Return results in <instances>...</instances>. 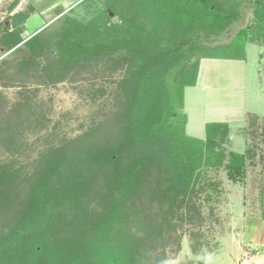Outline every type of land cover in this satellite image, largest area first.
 <instances>
[{
	"label": "trees",
	"instance_id": "obj_1",
	"mask_svg": "<svg viewBox=\"0 0 264 264\" xmlns=\"http://www.w3.org/2000/svg\"><path fill=\"white\" fill-rule=\"evenodd\" d=\"M17 3L15 0L10 9ZM243 3L244 0H104V10L87 22L64 14L57 28L45 27L23 43L36 55L33 57L46 58L42 66L35 61L28 63L30 69L25 77H44L50 83L63 81L69 73L120 51L145 57L137 72L138 80L125 82L130 92L124 113L49 149L28 174L21 168L11 169L9 163L0 166V231H4L3 227L12 229L16 223L18 226L0 247V259L3 251L25 244V264H58L44 247L52 249L55 244L64 248L70 245L77 253L66 264H154L157 261L151 252L157 240H162L159 235L164 223L155 216L160 195L162 203L167 204L165 214L171 215L175 207L195 193L205 170L225 167L233 180L244 176L251 150L226 154L222 145L228 136L227 125H206L205 140L185 135L183 95L186 87L195 86L201 59L243 61L247 41L264 46V0L255 2L253 25L241 29L228 45L208 48L193 44L187 53L181 51L200 35L220 36L239 20ZM108 13L116 15L121 24L108 27ZM22 41L19 38L17 44ZM220 49L226 54L215 52ZM46 50L48 54L43 56ZM195 55L194 62L189 63ZM7 66L6 61L0 64L1 83L3 74L11 71ZM175 66L179 68L168 85L167 74ZM29 101L11 109L9 116L0 121V131H10L12 125H16L18 133L24 127L41 129L43 117L33 111L26 113ZM257 118L247 114L246 126L252 127ZM213 128L217 129L215 133ZM121 140L129 146L124 154H117L113 150ZM77 164L85 169L99 165L106 176L101 180L104 192L112 195L100 194L99 201L106 204V210L94 224H84V204L78 206L75 218L70 216L71 206L79 199L76 192L63 191L64 185L58 180L75 176ZM17 194L22 198L18 202ZM54 194L62 198L58 203L53 201ZM63 213L65 226H58ZM71 223H75V229L69 230ZM56 226L61 228L56 230ZM50 230H55L53 240L43 239ZM200 246L194 240L192 252L197 253ZM207 256L198 263L203 264ZM10 264L19 263L11 260Z\"/></svg>",
	"mask_w": 264,
	"mask_h": 264
},
{
	"label": "rangeland",
	"instance_id": "obj_2",
	"mask_svg": "<svg viewBox=\"0 0 264 264\" xmlns=\"http://www.w3.org/2000/svg\"><path fill=\"white\" fill-rule=\"evenodd\" d=\"M14 1L0 0V42H4V46H0V64L6 61L7 68L11 69L10 72L3 74L2 83L0 80V121L9 116L11 109L21 107L27 100H30L28 102L30 107L26 113L33 111L42 116L44 121L41 129L24 127L18 133L16 125H12L13 129L10 131H0V166L9 163L11 169L21 168L28 174L35 161L49 149L59 147L62 142L85 134L124 113L130 92L125 82L138 80L137 72L141 71L142 59L145 56L139 57L128 51H120L100 62L90 63L79 71L69 73L58 83H50L44 77L36 80L27 78L25 75L30 69L28 63L36 62L42 66L41 62L46 59L45 57L41 59L40 56L33 57L35 54L23 45L35 32L29 31L37 27L57 28L64 14L85 23L104 10L102 4L104 0L84 2L80 0L77 5L69 7L70 9H64L62 6V1L68 4L70 0H18L15 8L11 10ZM255 2L256 0H244L239 20L231 24L220 36L200 35L192 39L181 51L187 53L186 50L193 44L208 48L228 45L241 29L253 25ZM108 15V27L121 24L116 15L112 13ZM28 18L33 20L25 27ZM19 38L24 41L17 44ZM244 51L246 59L235 70L234 76L241 77L243 73L246 110L256 113L261 118L255 119L252 127H247L243 122L231 124L230 134L228 133L222 146L226 154L229 151L245 153L247 149L251 150L246 172L244 176H238L233 180L225 167L205 170L195 193L179 204V207H175L171 215L165 214L167 204L162 203L160 195L156 200L158 212L155 216L158 215L159 223H164L160 228L162 233L159 235L162 240H157V247L151 252V256L157 261L154 264H199L198 261L205 254H208L207 260L217 251L221 252L219 257L213 256L206 264H230L229 259L236 251L238 240L233 236L235 244H228V237L241 232L251 222L264 221V46L247 41ZM215 52L221 54L226 51L220 49ZM47 54L46 50L43 56ZM196 57L197 55L192 56L189 63L194 62ZM177 68L179 67L175 66L167 74L168 85L172 83ZM192 95L194 94L187 93L186 89L185 109L195 126L201 127L206 115L204 103L198 100L194 102ZM216 130L213 128L212 132L215 133ZM184 132L188 137L195 138L187 127ZM202 137L199 138L205 140L206 135ZM128 146L121 140L113 152L124 154ZM76 167H79L78 173L75 176L71 175V179L63 176L58 180L64 185L63 191L77 193L79 201H74L69 210L70 216L74 217L78 206L84 204L81 209L82 212L86 210L84 224H94L106 210V204L99 201L100 194L105 197L112 195L104 192L105 184L101 180L106 176L101 173L99 165L96 169L88 167L85 169L79 164ZM17 197V202L22 199L19 194ZM54 199L58 203L62 198L54 194L53 201ZM64 216V213L62 217L60 216L58 226H65L62 222ZM17 227V223L11 227L12 229L3 227L4 231H0V247ZM81 227L79 226V229ZM56 228L61 227H54ZM71 229H75V223H71L69 230ZM54 233L55 230H50L43 239L53 240ZM194 240L202 244L195 254L191 249ZM52 246V249L44 247L58 264H66L77 254L70 245L65 248L55 244ZM263 249L261 248V253H264ZM257 251L253 250L252 253L256 254ZM26 253L25 244L3 251L0 264H10L11 260L25 264ZM45 263L47 262L42 261L41 264Z\"/></svg>",
	"mask_w": 264,
	"mask_h": 264
},
{
	"label": "crops",
	"instance_id": "obj_3",
	"mask_svg": "<svg viewBox=\"0 0 264 264\" xmlns=\"http://www.w3.org/2000/svg\"><path fill=\"white\" fill-rule=\"evenodd\" d=\"M62 2V6H64L63 8L68 9L69 7L71 8L72 6H75L76 3L78 4L80 0L77 2L75 0H70L68 4H64V1ZM31 20L30 18L27 19L25 27L30 24L29 22ZM42 29L43 27H37L29 32L35 31V34ZM242 62L244 61L219 59L200 60L195 86L186 87L184 89L183 112L187 117L185 127L193 133L195 138L205 136V125L208 124H225L228 126V133L230 134L229 126L233 123L243 122L245 124L247 114H253L256 117L261 118L256 113L246 110V92L243 84V73L241 74V77L234 76L235 70L238 69ZM186 89L187 93L191 92L194 94L192 95L194 97V102L198 100L199 102L204 103L203 107H205L204 110L206 115L203 118V124L201 127L195 126V123L190 120L189 114L186 112ZM233 236L237 238L238 242L236 241V251L234 252V255H231L229 259L230 264H264V253L260 252L261 248H264V221H256L247 224L241 232L232 234L228 237V244H235ZM253 250L258 251L254 254L252 253ZM219 253L221 252L217 251V253L205 260L203 264L208 263L213 256L219 257Z\"/></svg>",
	"mask_w": 264,
	"mask_h": 264
}]
</instances>
